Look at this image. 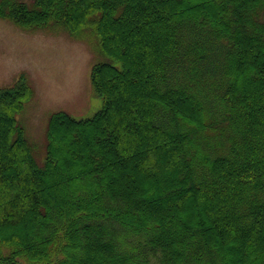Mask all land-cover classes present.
<instances>
[{"label": "trees", "instance_id": "obj_1", "mask_svg": "<svg viewBox=\"0 0 264 264\" xmlns=\"http://www.w3.org/2000/svg\"><path fill=\"white\" fill-rule=\"evenodd\" d=\"M88 29L93 117L50 116L43 162L0 89V264H264V0H0ZM125 94V97L122 94Z\"/></svg>", "mask_w": 264, "mask_h": 264}, {"label": "rangeland", "instance_id": "obj_2", "mask_svg": "<svg viewBox=\"0 0 264 264\" xmlns=\"http://www.w3.org/2000/svg\"><path fill=\"white\" fill-rule=\"evenodd\" d=\"M98 45L92 30L75 38L63 29L26 30L0 18V88L12 86L22 73L28 78L34 94L18 120L36 146L38 162L45 158L53 113L63 111L85 119L102 109L103 99L94 91L91 69L109 59Z\"/></svg>", "mask_w": 264, "mask_h": 264}]
</instances>
